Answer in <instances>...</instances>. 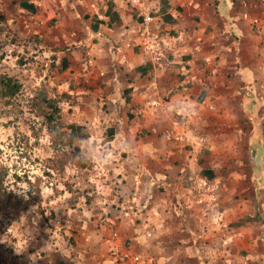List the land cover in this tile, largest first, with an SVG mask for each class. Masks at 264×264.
I'll return each mask as SVG.
<instances>
[{
  "label": "crops",
  "instance_id": "1",
  "mask_svg": "<svg viewBox=\"0 0 264 264\" xmlns=\"http://www.w3.org/2000/svg\"><path fill=\"white\" fill-rule=\"evenodd\" d=\"M0 1L63 49L74 99L124 113L112 143L134 161L99 210H72V246L10 264H264V0Z\"/></svg>",
  "mask_w": 264,
  "mask_h": 264
},
{
  "label": "rangeland",
  "instance_id": "2",
  "mask_svg": "<svg viewBox=\"0 0 264 264\" xmlns=\"http://www.w3.org/2000/svg\"><path fill=\"white\" fill-rule=\"evenodd\" d=\"M1 8L2 1L0 199L4 200H0V255L3 264H10L12 255L42 254L38 243L43 239L57 248L64 245L68 231L74 230L67 222L74 215L70 214L71 193H81L79 205L85 201L83 193H94L96 198L90 204L98 210L112 193L115 195L119 183L116 171H121L126 154L121 152L117 140L112 143L106 129L125 116L119 110L106 109L104 95L97 100L92 98V89L87 90L89 96L79 95L71 105L76 91L81 90V81L69 78L68 68L60 71L58 58L62 56L46 49L41 33L26 35L12 30L2 18ZM53 55L57 60L53 61ZM5 75L20 83L14 95L6 94L2 87L1 78ZM45 94L58 99L64 125L78 123L90 131L88 140L78 141L85 164L77 163L74 147L67 143L69 130L46 118L49 110L42 99ZM125 162L128 166L134 163ZM111 252L119 254L115 246Z\"/></svg>",
  "mask_w": 264,
  "mask_h": 264
},
{
  "label": "trees",
  "instance_id": "3",
  "mask_svg": "<svg viewBox=\"0 0 264 264\" xmlns=\"http://www.w3.org/2000/svg\"><path fill=\"white\" fill-rule=\"evenodd\" d=\"M166 9H168V5L166 6L165 2L163 0H161V7H160V11H166ZM1 16V15H0ZM2 18H4L3 14H2ZM63 49H60L59 47L55 49L54 53L52 54H57L56 52H60ZM66 51V48H65ZM58 55V54H57ZM53 61L57 60V56L53 55ZM60 60V71H64L65 69H67L69 67V60L66 56H62L58 58ZM52 65H54L52 63ZM144 69V71L148 72V68L146 67H142ZM1 84L2 87L5 89V93L8 95H14L16 92H18L19 87H20V83L17 81V79H15L14 77L5 75L1 78ZM130 92V89H125L124 93L126 95V99L127 101L128 99V93ZM42 99H44V103L46 104V106L48 107V112L46 113V118L48 119L49 122H60L62 125H64V121H62V116H61V106L59 105V101L56 98H52V97H47V95L45 94ZM76 103V100L73 99L70 101L71 105H74ZM131 117V116H130ZM66 129L69 130V132L67 133L66 139H67V143H69L70 145H72L74 148V154H75V159L77 161V163L81 165L85 164L83 162V156L80 154L79 151V144L78 141L79 140H88L91 137V133L88 130L87 127H85L84 125H80L78 123H70V124H65L64 125ZM106 133L108 134L110 140L113 138L115 130L113 127H108L106 129ZM82 162V163H81ZM206 170L204 169H200V173L201 174H205ZM3 193L1 192V188H0V195H2ZM85 194V195H83ZM83 197L85 198L83 201V205L87 206L89 205L91 202H93L92 200L95 199L96 195L94 193L92 194H88L87 192L83 193ZM81 195V193L79 191L73 192L70 195V199H69V204H70V208L72 210H76V211H80L83 205H79V196ZM6 198H8V196H6ZM0 200H4V199H0ZM78 202V203H77ZM81 203V202H80ZM50 214H54L53 211H50ZM259 214V213H257ZM258 215H255L254 217H248L244 220L245 221H253V220H258ZM94 220L96 222L95 225H97V222L99 221V216H98V212L94 211ZM67 243L68 245L72 246L74 244V240L73 238L67 237ZM1 251V250H0ZM12 251L10 250V253ZM115 257L117 256V254H114ZM0 264L2 263V259H1V255H0Z\"/></svg>",
  "mask_w": 264,
  "mask_h": 264
},
{
  "label": "built area",
  "instance_id": "4",
  "mask_svg": "<svg viewBox=\"0 0 264 264\" xmlns=\"http://www.w3.org/2000/svg\"><path fill=\"white\" fill-rule=\"evenodd\" d=\"M130 2L134 4L136 2V0H130ZM144 20H146V21L149 20V17H145Z\"/></svg>",
  "mask_w": 264,
  "mask_h": 264
}]
</instances>
